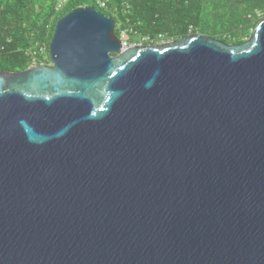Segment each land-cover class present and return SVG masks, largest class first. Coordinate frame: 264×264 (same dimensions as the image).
Returning <instances> with one entry per match:
<instances>
[{
  "label": "water",
  "instance_id": "1",
  "mask_svg": "<svg viewBox=\"0 0 264 264\" xmlns=\"http://www.w3.org/2000/svg\"><path fill=\"white\" fill-rule=\"evenodd\" d=\"M0 71V264H264V19L121 48L80 6Z\"/></svg>",
  "mask_w": 264,
  "mask_h": 264
},
{
  "label": "trees",
  "instance_id": "2",
  "mask_svg": "<svg viewBox=\"0 0 264 264\" xmlns=\"http://www.w3.org/2000/svg\"><path fill=\"white\" fill-rule=\"evenodd\" d=\"M104 1L106 6L100 7L96 0H68L55 11V0H0V71L27 68L31 58L27 49L34 42L44 44V64H49V41L56 21L80 6H93L111 17L116 36L119 29L131 28L151 36L161 32L171 40L201 33L226 43H241L264 19V0ZM131 37L128 32L127 38Z\"/></svg>",
  "mask_w": 264,
  "mask_h": 264
},
{
  "label": "built area",
  "instance_id": "3",
  "mask_svg": "<svg viewBox=\"0 0 264 264\" xmlns=\"http://www.w3.org/2000/svg\"><path fill=\"white\" fill-rule=\"evenodd\" d=\"M67 2L68 0H55V4H54L55 11H59L61 8L65 6ZM96 2L100 7L106 6L104 0H96ZM128 32H132L131 40L127 38ZM117 37L120 40L122 49H126L129 46H135V45H151L152 42H154V44H159L168 40L166 39L164 33L161 32L151 36L149 34H140L135 30H132L131 28L119 29V35ZM27 53L31 55L30 64L28 67L45 65L44 59L46 58L47 53L44 44L34 42L30 47H28ZM39 56L43 57V59H40Z\"/></svg>",
  "mask_w": 264,
  "mask_h": 264
},
{
  "label": "rangeland",
  "instance_id": "4",
  "mask_svg": "<svg viewBox=\"0 0 264 264\" xmlns=\"http://www.w3.org/2000/svg\"><path fill=\"white\" fill-rule=\"evenodd\" d=\"M53 34V33H52ZM171 39H168V40H166V41H170ZM166 41H164V42H166ZM50 42V41H49ZM163 43V42H162Z\"/></svg>",
  "mask_w": 264,
  "mask_h": 264
}]
</instances>
